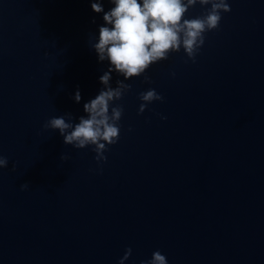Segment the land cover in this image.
<instances>
[{
	"label": "water",
	"instance_id": "water-1",
	"mask_svg": "<svg viewBox=\"0 0 264 264\" xmlns=\"http://www.w3.org/2000/svg\"><path fill=\"white\" fill-rule=\"evenodd\" d=\"M91 3L0 0V264H118L129 247L126 264L156 250L169 264H264V0H229L196 63L181 49L150 67L152 83L125 81L102 171L91 146L44 129L67 112L79 122L103 88ZM150 88L165 100L140 115Z\"/></svg>",
	"mask_w": 264,
	"mask_h": 264
},
{
	"label": "clouds",
	"instance_id": "clouds-1",
	"mask_svg": "<svg viewBox=\"0 0 264 264\" xmlns=\"http://www.w3.org/2000/svg\"><path fill=\"white\" fill-rule=\"evenodd\" d=\"M114 5L105 12L103 0H92L91 7L96 13H104V25L99 28L98 41L91 47L98 54L100 62L107 61L109 67L99 78L103 88L98 95L84 103L85 116L79 122L72 113L50 118L44 129L58 130L66 145L75 149L89 146L96 153L95 160L101 165L106 163L109 146L120 140V121L124 106L115 104L132 91V84L126 80L143 76L145 83H152L146 73L153 64L169 59L172 53L184 50L188 60L196 63L197 56L206 42V33L218 30L223 13L231 12L229 0H109ZM199 4L203 14L195 18H185L191 8ZM95 21H93L94 23ZM185 61V63L188 62ZM124 79L116 80L112 86V74ZM175 76V72L172 73ZM81 92L77 89L74 100L79 103ZM141 104L138 114L142 115L150 104L164 102L165 97L154 88L139 93ZM115 105V106H114ZM161 119H167L161 116ZM132 131V129H129ZM67 154L61 155L62 161H69ZM9 160L0 154V169L7 168ZM15 170V167H13ZM28 183L21 184V190L29 188ZM132 248L125 250L118 264H126L132 256ZM140 264H169L166 255L156 250L150 259Z\"/></svg>",
	"mask_w": 264,
	"mask_h": 264
}]
</instances>
